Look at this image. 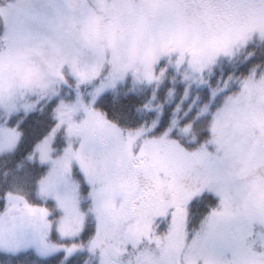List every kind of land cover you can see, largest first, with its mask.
<instances>
[{"label":"snow or ice","instance_id":"obj_1","mask_svg":"<svg viewBox=\"0 0 264 264\" xmlns=\"http://www.w3.org/2000/svg\"><path fill=\"white\" fill-rule=\"evenodd\" d=\"M0 264H264V0H0Z\"/></svg>","mask_w":264,"mask_h":264}]
</instances>
